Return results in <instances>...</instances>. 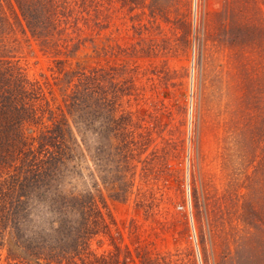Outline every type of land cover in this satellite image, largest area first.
<instances>
[{
	"label": "rangeland",
	"instance_id": "374dc122",
	"mask_svg": "<svg viewBox=\"0 0 264 264\" xmlns=\"http://www.w3.org/2000/svg\"><path fill=\"white\" fill-rule=\"evenodd\" d=\"M56 1L47 50L0 0V64L54 112L95 74L125 116L128 166L103 158L100 123V163L85 151L70 183L104 218L93 249L119 264H264V0ZM0 264L21 263L0 247Z\"/></svg>",
	"mask_w": 264,
	"mask_h": 264
},
{
	"label": "trees",
	"instance_id": "16d2710c",
	"mask_svg": "<svg viewBox=\"0 0 264 264\" xmlns=\"http://www.w3.org/2000/svg\"><path fill=\"white\" fill-rule=\"evenodd\" d=\"M14 2L48 50L60 36L64 8L56 0ZM5 23L0 2V25ZM42 100L39 88L0 64V247L21 264H119L112 251L99 255L93 249V239L106 228L104 218L93 196L76 193L70 183L85 151L98 167L100 123L110 144L103 158L110 162L112 154L117 166H128L126 118L112 100L98 97L95 74L77 84L55 112L42 110ZM46 112L45 122L40 121ZM27 126L42 130L35 134Z\"/></svg>",
	"mask_w": 264,
	"mask_h": 264
}]
</instances>
